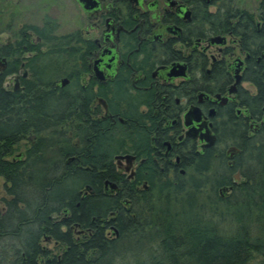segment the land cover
<instances>
[{"label":"flooded vegetation","instance_id":"1","mask_svg":"<svg viewBox=\"0 0 264 264\" xmlns=\"http://www.w3.org/2000/svg\"><path fill=\"white\" fill-rule=\"evenodd\" d=\"M19 11L42 15L18 28ZM66 13L76 26L68 32L62 31ZM6 19V27H15L14 40L0 42L10 45L11 55L0 54V75L13 72L2 86L18 91L31 76L25 66L31 52L16 65L18 42L45 43L42 51L62 44L50 86L77 102L70 114L86 117L72 116L71 131L64 111L59 135L75 139L84 154L83 128L91 152L111 153L110 163L100 164L105 179L94 176L83 195L128 204L132 192L146 190L163 171L170 179L184 177L196 156L207 161L209 152L223 151L233 166L242 149L230 138L264 134V101L257 109L254 99L264 85L247 78L252 71L264 73V0H0V34ZM206 128L215 136L211 146H205ZM26 140L30 147L34 135ZM240 172L232 174V184ZM232 184L218 189L221 199Z\"/></svg>","mask_w":264,"mask_h":264},{"label":"trees","instance_id":"2","mask_svg":"<svg viewBox=\"0 0 264 264\" xmlns=\"http://www.w3.org/2000/svg\"><path fill=\"white\" fill-rule=\"evenodd\" d=\"M24 29L42 35L38 27ZM16 46V65L25 52L32 53L25 59L32 73L18 91L2 86L11 68L0 75V176L10 196L0 209V264H249L255 258L264 264V134L230 138L242 149L233 166L223 151L209 152L207 161L196 156L188 177L170 179L163 171L146 190L132 192L128 204L83 195L94 176L105 179L100 164L108 165L112 156L102 149L91 152L83 128L84 154L77 152L75 139L59 135L64 111L67 123L74 122L72 116L86 117L70 114L77 102L73 105V98H62L50 86L58 76L54 68L62 44H48L47 51L42 42ZM0 54L10 57V45L0 47ZM247 78L264 85L260 71ZM254 99L258 109L264 88ZM74 125L67 127L72 131ZM30 135L34 141L23 155L9 158ZM237 169L243 181L232 184ZM230 184V202L218 206L223 202L218 189ZM235 205L242 207L239 215L230 210ZM42 238L61 245L58 255L40 245Z\"/></svg>","mask_w":264,"mask_h":264},{"label":"rangeland","instance_id":"3","mask_svg":"<svg viewBox=\"0 0 264 264\" xmlns=\"http://www.w3.org/2000/svg\"><path fill=\"white\" fill-rule=\"evenodd\" d=\"M16 15V13H14ZM34 14H37V15H34ZM29 13V12H26V11H19L17 12V16H16V23H17V27L19 28L20 25H24L26 23H37L38 22V19H40L42 13L38 14V13ZM59 15V13H58ZM62 16H60L61 18ZM65 23L63 25V28H62V31H65V32H68V31H71L73 29L76 28L75 25H73V22L71 21L72 19V16L70 13H66V16H65ZM6 20L3 21L2 23V26H1V29H2V34H0V42L1 43H4L6 41V39H10L11 40H14V37H13V32L15 30V27L11 28L10 30V27H6ZM44 49V48H43ZM45 62H49V59L48 60H45ZM56 71H53V74H55ZM13 83H11L10 85H8L9 88L13 87ZM29 146V141L28 140H22L20 141L19 143H17L15 145V150L13 152V154L11 156H9V158H12V157H15L16 155L18 154H21L23 153V151L25 150L26 147ZM245 160L244 159H241V162H243ZM192 170H188L187 173H186V177H188V175H190ZM242 176V175H241ZM240 177V179L238 181H235V183H241L243 181L242 177ZM233 179V178H232ZM234 180V179H233ZM232 191V190H231ZM231 191H222V194L224 195L225 198L222 199L223 202H221V205L219 204L218 206H222L224 207L223 205H226V202H230V199H231ZM217 194L220 195V192L217 191ZM9 195L7 194V191H6V186H5V179L0 176V209H3L4 208V202H3V199H9ZM230 210L237 213V215H239V210H242V207H238V206H231L230 207ZM55 217V216H54ZM57 220H59V216H57L56 218ZM75 233H78V230H76ZM40 245L44 246L46 249H48L50 251V254L51 256H56L58 255L59 251L61 250V245L58 244V243H55L52 239L51 240H44V238L41 239L40 241ZM249 264H261L260 263V259L259 258H255L253 259Z\"/></svg>","mask_w":264,"mask_h":264},{"label":"water","instance_id":"4","mask_svg":"<svg viewBox=\"0 0 264 264\" xmlns=\"http://www.w3.org/2000/svg\"><path fill=\"white\" fill-rule=\"evenodd\" d=\"M263 111H264V106H263ZM190 116H191L190 113L189 114L186 113L185 118L188 120L190 118ZM204 139L206 140L205 146H211L215 142V136L213 134H211L207 128L205 129ZM128 157H130V156H117L116 158L121 159V158H128ZM237 179H238V174H235V180H237ZM222 190L225 191L226 188H223Z\"/></svg>","mask_w":264,"mask_h":264},{"label":"bare ground","instance_id":"5","mask_svg":"<svg viewBox=\"0 0 264 264\" xmlns=\"http://www.w3.org/2000/svg\"><path fill=\"white\" fill-rule=\"evenodd\" d=\"M58 260V259H57Z\"/></svg>","mask_w":264,"mask_h":264}]
</instances>
